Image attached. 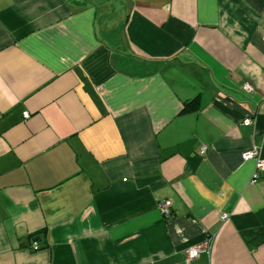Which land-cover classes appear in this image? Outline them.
Listing matches in <instances>:
<instances>
[{
    "label": "crops",
    "instance_id": "1",
    "mask_svg": "<svg viewBox=\"0 0 264 264\" xmlns=\"http://www.w3.org/2000/svg\"><path fill=\"white\" fill-rule=\"evenodd\" d=\"M248 151L264 0H0V264H264Z\"/></svg>",
    "mask_w": 264,
    "mask_h": 264
},
{
    "label": "built area",
    "instance_id": "2",
    "mask_svg": "<svg viewBox=\"0 0 264 264\" xmlns=\"http://www.w3.org/2000/svg\"><path fill=\"white\" fill-rule=\"evenodd\" d=\"M243 87L247 91L251 90V87L248 84H245ZM28 116H29V113L27 111H24L23 112V118H27ZM251 122L252 121L250 118H245L243 120L244 124H250ZM205 149H206V146H202L201 152L205 151ZM244 156H245V158H253V157L256 158L255 173H254V177H253V181H255L259 177V174L261 172H264V158L256 157L257 155L254 151H248L244 154ZM158 209H159L160 213L163 215V217H165V219H169L173 216V212H172V208H171V201L169 199H164L161 202H159ZM227 216L228 215L226 213L222 214L223 219H226ZM208 245H209V241L206 240L199 245H195L194 247L189 248L186 252L187 258L192 259V258L196 257L198 255V253L200 252V250L203 248H207ZM32 248L34 250H37L39 248L38 243L33 242Z\"/></svg>",
    "mask_w": 264,
    "mask_h": 264
},
{
    "label": "trees",
    "instance_id": "3",
    "mask_svg": "<svg viewBox=\"0 0 264 264\" xmlns=\"http://www.w3.org/2000/svg\"><path fill=\"white\" fill-rule=\"evenodd\" d=\"M245 243L252 249L264 244V229L255 228L241 231Z\"/></svg>",
    "mask_w": 264,
    "mask_h": 264
}]
</instances>
